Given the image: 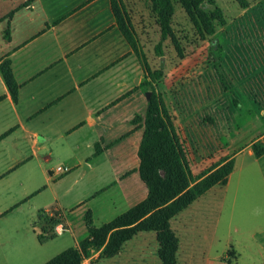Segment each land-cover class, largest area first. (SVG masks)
Here are the masks:
<instances>
[{
  "label": "crops",
  "instance_id": "0c3cea01",
  "mask_svg": "<svg viewBox=\"0 0 264 264\" xmlns=\"http://www.w3.org/2000/svg\"><path fill=\"white\" fill-rule=\"evenodd\" d=\"M4 59L17 91L13 99L0 73V180L20 171L22 185H33L36 193L44 177L51 199L38 217L60 212L55 229L83 237L87 212L92 225L100 226L146 198L138 148L148 102L145 81L152 79L119 30L110 0H0V62ZM257 75L264 87V68ZM246 89L243 82V115L250 104ZM260 93L262 117L264 90ZM136 116L140 120L132 123ZM263 136L264 131L253 141ZM253 141L245 146L249 156ZM245 147L231 156L233 167ZM61 165L69 171L58 172ZM210 189L169 220L178 238L176 264L193 244L183 235L188 228L183 212ZM150 246L158 257L155 231H139L112 257L128 254L132 264L151 263ZM204 259L206 264L210 258Z\"/></svg>",
  "mask_w": 264,
  "mask_h": 264
},
{
  "label": "rangeland",
  "instance_id": "374dc122",
  "mask_svg": "<svg viewBox=\"0 0 264 264\" xmlns=\"http://www.w3.org/2000/svg\"><path fill=\"white\" fill-rule=\"evenodd\" d=\"M121 1L143 74L153 82L145 81L146 89L171 115L193 177L229 161L264 131V116L257 114L262 100L257 96L264 90L257 75L264 68V0H245L246 6L203 0V10L217 7L223 19L203 37L178 0H170L171 36L166 37L151 0ZM243 82L249 87L248 115L241 108ZM234 157L227 183L213 186L183 212L188 221L183 235L193 244L177 256V264H204L205 255L210 258L206 264H264V155L249 156L245 147ZM6 177L0 180V264H44L82 239L76 230L55 229L60 212L38 217L51 199L44 177L37 180L41 189L36 193L33 185H22V172ZM25 190L33 194L27 198ZM40 233L46 237L42 242ZM151 248L147 264H162ZM127 256L94 253L81 264H132Z\"/></svg>",
  "mask_w": 264,
  "mask_h": 264
},
{
  "label": "trees",
  "instance_id": "16d2710c",
  "mask_svg": "<svg viewBox=\"0 0 264 264\" xmlns=\"http://www.w3.org/2000/svg\"><path fill=\"white\" fill-rule=\"evenodd\" d=\"M178 1L201 37L211 35L215 23L223 22L219 8L203 10V0ZM236 1L246 6L245 0ZM151 3L153 10L158 12L162 36H171L169 18L173 7L170 0H151ZM110 4L124 39L136 50L133 29L122 1L110 0ZM0 73L15 99L17 84L9 60L0 62ZM138 120L140 118L136 116L132 123ZM143 126L138 148V171L148 189L146 198L99 227L92 226L90 213L87 212V236L79 240L77 247L64 249L44 264H81L94 253H98V257H112L125 241L139 231H155L159 260L162 264H176L178 238L171 230L169 220L212 186L225 184L233 169V159L193 177L171 115L165 105L161 102L157 104L153 97L148 99ZM251 150L255 157L264 154V136L251 144ZM37 239L42 242L46 239L45 234L40 233Z\"/></svg>",
  "mask_w": 264,
  "mask_h": 264
},
{
  "label": "built area",
  "instance_id": "2783aa9c",
  "mask_svg": "<svg viewBox=\"0 0 264 264\" xmlns=\"http://www.w3.org/2000/svg\"><path fill=\"white\" fill-rule=\"evenodd\" d=\"M56 170L60 173H65L69 171V167L65 165L57 166Z\"/></svg>",
  "mask_w": 264,
  "mask_h": 264
},
{
  "label": "water",
  "instance_id": "95a60500",
  "mask_svg": "<svg viewBox=\"0 0 264 264\" xmlns=\"http://www.w3.org/2000/svg\"><path fill=\"white\" fill-rule=\"evenodd\" d=\"M146 97L149 99V97H150V92L149 91L146 92Z\"/></svg>",
  "mask_w": 264,
  "mask_h": 264
}]
</instances>
